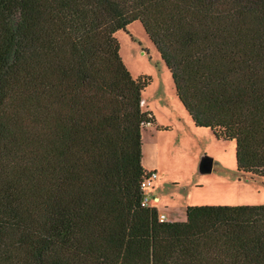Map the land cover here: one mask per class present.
Returning <instances> with one entry per match:
<instances>
[{"label": "trees", "instance_id": "obj_1", "mask_svg": "<svg viewBox=\"0 0 264 264\" xmlns=\"http://www.w3.org/2000/svg\"><path fill=\"white\" fill-rule=\"evenodd\" d=\"M136 21L194 124L264 182V0H0V264H264V204L142 205L153 78L115 37Z\"/></svg>", "mask_w": 264, "mask_h": 264}, {"label": "rangeland", "instance_id": "obj_2", "mask_svg": "<svg viewBox=\"0 0 264 264\" xmlns=\"http://www.w3.org/2000/svg\"><path fill=\"white\" fill-rule=\"evenodd\" d=\"M115 37L131 75L153 78L142 95V109L155 117L156 124L142 131V164L158 174L149 199L160 218L167 214L174 221H185L187 207L195 205L264 204L263 180L237 171L235 142L218 140L209 129L194 124L176 95L171 72L142 24L136 21ZM204 157L213 159L210 173L201 171Z\"/></svg>", "mask_w": 264, "mask_h": 264}, {"label": "built area", "instance_id": "obj_3", "mask_svg": "<svg viewBox=\"0 0 264 264\" xmlns=\"http://www.w3.org/2000/svg\"><path fill=\"white\" fill-rule=\"evenodd\" d=\"M142 105H143V102H142ZM158 178V174L157 172H150L149 176L143 180L142 184H141V187L144 191V199H143V202H142V205L144 207H148L150 206V194H149V189L152 187V184L153 182ZM161 221H164V217L162 216L161 218Z\"/></svg>", "mask_w": 264, "mask_h": 264}, {"label": "water", "instance_id": "obj_4", "mask_svg": "<svg viewBox=\"0 0 264 264\" xmlns=\"http://www.w3.org/2000/svg\"><path fill=\"white\" fill-rule=\"evenodd\" d=\"M213 159L209 157H204L201 163V171L203 173H210L213 169Z\"/></svg>", "mask_w": 264, "mask_h": 264}, {"label": "crops", "instance_id": "obj_5", "mask_svg": "<svg viewBox=\"0 0 264 264\" xmlns=\"http://www.w3.org/2000/svg\"><path fill=\"white\" fill-rule=\"evenodd\" d=\"M166 217L164 218V220L166 221H174L173 219L170 218V216H168L167 214L165 215Z\"/></svg>", "mask_w": 264, "mask_h": 264}]
</instances>
